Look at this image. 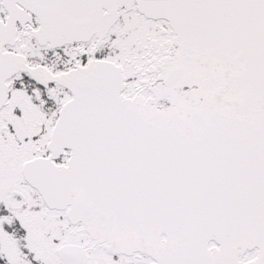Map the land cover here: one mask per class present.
<instances>
[{
    "label": "snow or ice",
    "instance_id": "6c2138e0",
    "mask_svg": "<svg viewBox=\"0 0 264 264\" xmlns=\"http://www.w3.org/2000/svg\"><path fill=\"white\" fill-rule=\"evenodd\" d=\"M0 264H264V0H0Z\"/></svg>",
    "mask_w": 264,
    "mask_h": 264
}]
</instances>
